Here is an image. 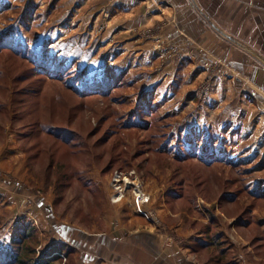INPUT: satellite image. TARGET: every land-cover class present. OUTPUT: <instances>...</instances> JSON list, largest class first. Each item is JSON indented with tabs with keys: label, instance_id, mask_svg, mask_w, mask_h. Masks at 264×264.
Segmentation results:
<instances>
[{
	"label": "rangeland",
	"instance_id": "rangeland-1",
	"mask_svg": "<svg viewBox=\"0 0 264 264\" xmlns=\"http://www.w3.org/2000/svg\"><path fill=\"white\" fill-rule=\"evenodd\" d=\"M85 4L0 0V247L26 231L34 262L153 264L162 244L192 264H264L260 98L228 78L218 93L209 73L187 87L181 66L154 85L151 53L173 46L165 22L122 38L104 22L129 24L125 10L93 28ZM132 171L147 205L130 189L112 201L113 176ZM151 232L162 242L140 236Z\"/></svg>",
	"mask_w": 264,
	"mask_h": 264
},
{
	"label": "crops",
	"instance_id": "crops-1",
	"mask_svg": "<svg viewBox=\"0 0 264 264\" xmlns=\"http://www.w3.org/2000/svg\"><path fill=\"white\" fill-rule=\"evenodd\" d=\"M74 1L78 2V4L86 1L84 8L89 14L87 18H92L90 22L93 28L99 26L95 19L97 16L98 19L102 18L104 20V17H108V13L113 16L119 8L125 10L122 14L124 16L129 15L127 20L129 24L121 21V18L112 21L108 19L104 22L106 24L107 22L109 23L104 27L106 28L105 32L111 31L112 33L117 31L118 36L122 38H126L127 34L138 33L137 28L141 24L155 25L165 22L162 29L163 34L167 40L172 41L173 46L179 49L181 58L171 57L165 60L161 53L152 52L155 69L154 85L162 81L164 83L169 82L174 78V73L180 66L184 69L183 73L186 74L184 82L188 84L187 87H195L199 82L197 79L200 76L203 77L205 73H209L214 75V86H218L215 90L221 93L220 87L225 85L224 79L228 78L230 86L233 83H243L248 93L243 95L246 98H256V96L260 98L262 104L258 110L264 116V0ZM112 4L117 5V7L111 8ZM84 8L79 9V11L81 12ZM135 21L139 24L133 25ZM149 25L139 27V29L149 27ZM135 29L137 30L133 32ZM146 40L137 42V46L151 49L153 40ZM209 58L218 63L216 62L211 68L205 69L203 65ZM219 63L222 67L218 71L216 66H220ZM214 68H216V72ZM192 95L199 98L201 102L199 94H194L192 91ZM253 106L255 105L253 104ZM19 200L21 201L18 198ZM41 204L44 203L41 202ZM19 218L24 217L19 216ZM24 220L28 219L24 218ZM146 234L140 236L151 239L156 244L159 241L160 243L162 242V239H158L154 232ZM113 241L117 242L115 239ZM73 244L77 246V243L73 242ZM159 246L161 248L157 249L161 255L155 257L153 264H178L168 258L172 255H178L181 260L179 264H192L184 256L183 252L175 249L171 251V248H166L165 250L162 244ZM124 249H127V247ZM129 251L130 249L127 252ZM128 255L129 253L126 254L127 259ZM161 256H164V259H161ZM87 257H89L90 262H95V255L86 254L84 258ZM128 260H131L130 263L132 264V259Z\"/></svg>",
	"mask_w": 264,
	"mask_h": 264
},
{
	"label": "built area",
	"instance_id": "built-area-1",
	"mask_svg": "<svg viewBox=\"0 0 264 264\" xmlns=\"http://www.w3.org/2000/svg\"><path fill=\"white\" fill-rule=\"evenodd\" d=\"M161 46L154 47V52L162 54L163 58H171V57H180L179 49L176 46H171V48L162 49ZM181 58V57H180ZM215 64L213 59H207L204 63V68L209 69ZM211 90L210 81L203 82L201 85V91L198 92L199 97L203 100L206 99V95L209 94ZM206 91V92H205ZM204 97V98H203ZM127 179V180H126ZM112 185L114 190L116 191L114 196L112 197V201L114 203L121 202L126 196L127 192H131L134 199H136L137 204L143 206L150 203L151 196L147 194L145 191V186L143 182L136 176L135 171H132L130 175H124L122 173L116 172L112 179ZM152 219H154V215L152 211L149 212ZM153 215V216H152Z\"/></svg>",
	"mask_w": 264,
	"mask_h": 264
},
{
	"label": "trees",
	"instance_id": "trees-1",
	"mask_svg": "<svg viewBox=\"0 0 264 264\" xmlns=\"http://www.w3.org/2000/svg\"><path fill=\"white\" fill-rule=\"evenodd\" d=\"M31 59L34 60L33 57H31ZM41 59L42 58L37 57V60L35 58L34 61L41 63L42 61H44V59H42V60ZM54 69H56L55 73L62 72L63 66H61V64H59V62L56 61ZM56 80H58V79H56ZM94 84H95V86L98 87V83H94ZM90 86L91 85H87V83H85L86 88H90ZM14 89H15V87H14ZM14 92H15V90H12V93H14ZM55 95H57L59 97L61 96V94H59V93H56ZM28 227H31V226H27V228ZM32 231H35V230L32 228ZM21 234H23L21 239L16 240V242L13 244L12 249H6L2 246L0 247V264H55L57 258L42 259V260H39L37 262H34L33 261L34 258H31V256H30V255H32L31 252L34 251V248L32 246H30L29 242L35 236L30 235L26 231H23ZM208 244H213V242H211V243L208 242ZM233 262L234 261H232V264H233Z\"/></svg>",
	"mask_w": 264,
	"mask_h": 264
},
{
	"label": "bare ground",
	"instance_id": "bare-ground-1",
	"mask_svg": "<svg viewBox=\"0 0 264 264\" xmlns=\"http://www.w3.org/2000/svg\"><path fill=\"white\" fill-rule=\"evenodd\" d=\"M127 180V179H126ZM124 200V199H123Z\"/></svg>",
	"mask_w": 264,
	"mask_h": 264
}]
</instances>
